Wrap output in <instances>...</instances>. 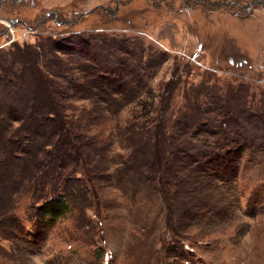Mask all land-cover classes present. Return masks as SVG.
<instances>
[{"label": "rangeland", "instance_id": "1", "mask_svg": "<svg viewBox=\"0 0 264 264\" xmlns=\"http://www.w3.org/2000/svg\"><path fill=\"white\" fill-rule=\"evenodd\" d=\"M26 44L49 58L45 74L110 81L80 96L51 76L49 100L31 78L37 60L27 56L22 74L13 54ZM102 48L112 55L91 70ZM166 89L173 203L136 179L151 168L142 153ZM52 101L100 172L67 188L60 176L47 184ZM59 195L62 214L39 210ZM0 264H264V0H0Z\"/></svg>", "mask_w": 264, "mask_h": 264}, {"label": "trees", "instance_id": "2", "mask_svg": "<svg viewBox=\"0 0 264 264\" xmlns=\"http://www.w3.org/2000/svg\"><path fill=\"white\" fill-rule=\"evenodd\" d=\"M80 39L79 42H81ZM119 42H114L112 43L114 45V47H124V43L125 42H121V40H119ZM87 42V41H86ZM88 44V43H87ZM89 45V44H88ZM108 46V45H107ZM106 46V47H107ZM16 48H14V52L13 54L19 56L20 58H16L18 59L17 62L21 65L20 68L22 71V74L25 72V68L28 66L29 61H28V57L27 56H32V58L36 59L34 61H36V64L34 65V67L32 66L31 70V78H35L36 81V85H40L43 89V91L45 90V93L47 94V97H49L50 100V95H49V88L47 87V82L49 80V77H53L50 78V82L51 84H55L57 83L56 80H59V82H62L64 85V88L67 87L69 88L68 90H73L75 91L74 94H79L80 96H84V89H82V87L84 85H89V86H93L95 85V82L92 83V80H101V81H110V79H108L105 75L101 74L100 76H78L77 74H75L76 72L72 71V70H68L66 68V70L70 71V78H67L65 75H56V74H52L51 72H47L45 74L44 71H42V68L46 67L47 70L50 67V61L49 58L46 57V59H43L42 62L39 63V60L41 58V53L37 52V51H33L30 45L27 46L24 45L23 47L20 46H15ZM31 47V48H30ZM91 48L94 49H101L98 47H95L94 44L93 46H90ZM130 47V52L132 55H139V49L137 47H132L131 45H129ZM26 48V49H25ZM25 49V50H24ZM57 49H59V44H57V47L54 48V51H57ZM103 51L105 50L104 48H102ZM36 50V49H35ZM123 50V49H121ZM107 51V50H106ZM104 51V54H101L104 58L102 59V61H98L97 59L94 58V62L98 61L97 65H90L89 68L92 69H102L101 64L108 61L110 59V56L112 55L111 53H109L108 51L106 52ZM71 52V50H69V53ZM102 52V51H101ZM118 53H120V50L117 51ZM127 53V50H126ZM33 54V55H32ZM138 61L140 60V57L138 56ZM14 58H12V61L14 63ZM16 62V63H17ZM74 62V61H72ZM78 62L77 64H80L82 62H80L79 60L76 61ZM80 62V63H79ZM81 65V64H80ZM83 65L79 66L77 65V67L75 68L77 73H82L83 70ZM151 69V66L148 67V70ZM60 70H64V69H60ZM64 70V71H66ZM49 71V70H48ZM95 71V70H94ZM14 77H18V75L13 74ZM76 77V79H75ZM133 81L135 80V78H132ZM88 80V81H87ZM39 81V82H38ZM68 82L67 84H64L65 82ZM78 81H80L79 85H78ZM55 82V83H53ZM104 82V83H105ZM171 82L173 83V81L171 80L168 83V86L171 84ZM97 85V84H96ZM103 87L109 89L112 92V95H118L117 91H112L111 88L109 86H105L102 85ZM126 87V86H125ZM66 89V88H65ZM165 92V91H164ZM169 91L166 89L165 92V98L163 101V106L160 109V113H159V118L158 119V123L155 126V129L152 133L147 134L146 136V140H147V144L148 147L147 151L142 153V155L144 154H148L147 156H149V154H151L153 156V160H152V165L151 168H149L148 170L144 171V170H139V174L138 177H136V179H142V181H148L151 183H153V185H156L159 189V195H163V197L165 199H167V201L169 202L171 200V202L173 203L175 202H179V200H175L172 199L173 196L178 195V191L180 189L179 187V183L181 182V177L180 174L177 173V171H173L172 167L169 166L168 162L164 160L165 158V153L163 152V147H164V143H163V131H164V120H162V118L164 119V114L166 113V106H167V98L169 97ZM87 97H93L92 95H87ZM4 100H6L4 97H2ZM104 101L107 103H113L112 108L115 107L117 100L113 97V96H108L106 98H104ZM124 101L128 102L126 100V96L124 95ZM136 100H133V103ZM53 102V101H52ZM50 107H48V109H46L44 111V113H46L47 115V119L52 120L54 122H56L57 127H58V134L57 137L52 140V143L50 144V149L47 151V162L45 164V167L47 168H52V171L49 173V179L47 181L48 185L53 184V187L56 188V184L58 183V178L56 176H60V178H62L63 180H65V188H67L68 183H71L73 181L76 180L77 177H75V174H80L84 177H87L89 180H91V177L98 175L100 172L98 171V168L94 165L93 162V158H92V154H94V151L92 150H88V144L89 141L86 142L84 141L85 139L83 138V136L79 133L76 132V130L73 127V124L70 123L69 121L66 120V118L59 112L57 104H55L53 102V104L49 105ZM42 115V114H40ZM135 159V158H134ZM70 165L72 166L70 168ZM61 169V170H60ZM71 169V170H70ZM170 174V176L174 177V183L173 182H166L165 181V175ZM108 176V175H107ZM75 177V178H74ZM110 176H108L109 178ZM56 178V179H54ZM59 178V179H60ZM168 178L171 180V178L168 176ZM74 179V180H73ZM78 179V178H77ZM167 179V178H166ZM167 181V180H166ZM169 181V180H168ZM94 186L92 185V188ZM95 188V187H94ZM77 190L79 191L80 189L77 186ZM63 194V193H62ZM64 195H59L56 199L50 201V202H46L43 205H41L39 207L40 211H52L55 210V212H57V214H62L64 212V210L67 208V205L63 199ZM166 201V200H165ZM100 202V201H99ZM167 216L169 218L170 215H174L175 219H178V221H182V218L185 217V215H183V213H181V215L176 214L175 211L168 209L167 211ZM182 226V225H181ZM180 226V227H181ZM184 227V226H182Z\"/></svg>", "mask_w": 264, "mask_h": 264}, {"label": "water", "instance_id": "3", "mask_svg": "<svg viewBox=\"0 0 264 264\" xmlns=\"http://www.w3.org/2000/svg\"><path fill=\"white\" fill-rule=\"evenodd\" d=\"M13 25H14V23L11 22V23L9 24V26H7L6 33L9 32V31L11 30V28H12ZM24 25H25V24H24Z\"/></svg>", "mask_w": 264, "mask_h": 264}, {"label": "flooded vegetation", "instance_id": "4", "mask_svg": "<svg viewBox=\"0 0 264 264\" xmlns=\"http://www.w3.org/2000/svg\"><path fill=\"white\" fill-rule=\"evenodd\" d=\"M21 24H23V25H24V24H26V23L22 22ZM6 29H7V28H6ZM5 34H6V33H5ZM5 34H4V36H5Z\"/></svg>", "mask_w": 264, "mask_h": 264}]
</instances>
